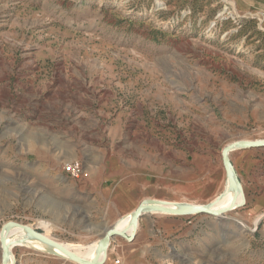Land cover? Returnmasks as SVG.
Segmentation results:
<instances>
[{
	"label": "rangeland",
	"instance_id": "rangeland-1",
	"mask_svg": "<svg viewBox=\"0 0 264 264\" xmlns=\"http://www.w3.org/2000/svg\"><path fill=\"white\" fill-rule=\"evenodd\" d=\"M200 123L264 139V0H0V264L10 223L87 258L127 215L113 222L108 207L103 219L66 205L65 165L83 162L81 185L97 154L111 156L117 130L124 141L130 130ZM232 161L248 175L246 158ZM225 179L215 209L230 195ZM243 188L245 204L226 219L184 221V235L162 232L150 214L163 212L148 211L143 231L114 239L104 264H264V180ZM11 251L16 264H79Z\"/></svg>",
	"mask_w": 264,
	"mask_h": 264
},
{
	"label": "crops",
	"instance_id": "crops-1",
	"mask_svg": "<svg viewBox=\"0 0 264 264\" xmlns=\"http://www.w3.org/2000/svg\"><path fill=\"white\" fill-rule=\"evenodd\" d=\"M85 111L86 108L83 110L84 116L87 115ZM202 124L192 132L167 129L130 130L126 131L124 141V133L117 130L115 138L118 140L111 156L102 158L101 152L97 154V159L94 158L89 167L90 177L80 183L81 185L74 184L81 181H67L64 191L66 205L72 206L77 202L80 206L75 208L84 213L97 211L99 218L103 219L106 218L108 207L109 221L114 222L134 212L145 201L203 205L200 201L205 195L209 201L205 204L211 203L218 198V190L225 176L228 178L223 165V150L237 141L259 140H232L233 138L229 137L232 133L226 131L225 127L213 129L211 125L204 123L205 127L210 129H202ZM235 152L240 154L242 159L246 158L250 166L248 175L237 174L242 187L244 179L262 182L264 147L233 150L230 159L234 170L232 155ZM150 215L156 217V224L162 232L170 234L176 227V232L183 235L184 221H193L197 216L168 213ZM143 229L144 223L140 219L137 234Z\"/></svg>",
	"mask_w": 264,
	"mask_h": 264
},
{
	"label": "water",
	"instance_id": "water-1",
	"mask_svg": "<svg viewBox=\"0 0 264 264\" xmlns=\"http://www.w3.org/2000/svg\"><path fill=\"white\" fill-rule=\"evenodd\" d=\"M264 147V139L259 141H237L235 143H232L231 145L227 146L223 150L222 158H223V165L226 170L227 177L230 181V188L234 190L237 194L238 190H241L243 192L242 184L237 176L236 171L234 170V167L232 165L231 159H230V153L237 149V148H262ZM224 193L221 194L218 198H216L214 201H212L210 204H203V205H195V204H178L176 205V208L169 207V203L160 201V200H151V201H145L142 203L135 211H134V233L131 235H128L124 231L118 230L115 226L110 228L106 234L100 239L99 246L97 249V255L93 260H88L85 258L80 257L79 255L67 250L63 245L55 243L51 239L47 238L42 233L24 226L19 225L16 223H10L8 224L2 233V249H3V263H6L9 255V249L8 245L6 243L5 239V232L11 231L14 227H20L23 229L28 230L33 236L38 237L42 240H45L47 242L53 243L57 245L61 250L66 252L71 259L79 264H104V260H100V257L102 254H105V256L108 255L109 247L111 246V243L116 238H122L126 240L127 242L131 243L135 240V237L137 235L138 226H139V220L144 216V211L146 208H150L152 210L161 211L163 213L173 214V215H207V216H221L224 213H227L229 211H234V209H238L239 207L236 206V199L237 195L235 196L232 204L225 208V209H215L214 205L218 203L221 198L223 197Z\"/></svg>",
	"mask_w": 264,
	"mask_h": 264
},
{
	"label": "bare ground",
	"instance_id": "bare-ground-1",
	"mask_svg": "<svg viewBox=\"0 0 264 264\" xmlns=\"http://www.w3.org/2000/svg\"><path fill=\"white\" fill-rule=\"evenodd\" d=\"M238 191H241V190H238ZM235 195H236V192L234 190L230 189V195L228 197H226L225 201L223 202V204L221 206H219L218 209H225V208L229 207L232 204L233 201H231V200L234 198ZM242 195H243V200H242L241 203H239L238 205H236L237 207L242 206L246 202L245 201V194H244V192H242ZM222 198H221V200H222ZM218 203H216V204H218ZM169 207L176 208V204H174V203L169 204ZM148 211H151L152 212V209L146 208L145 211H144V215ZM215 217L216 218L221 217L222 219H226L227 218V216H226L225 213L222 214L221 216H215ZM221 223H222V221L221 222H215V223L212 224V227L213 228L221 227L222 226ZM115 227L118 230H120V231H124L125 233H126V230H127L128 231V233H127L128 235H131L132 233H134V230H135L134 229V212L131 213V216L130 215H127L125 217V219L122 220ZM45 236L47 238L51 239L49 236H47V235H45ZM5 239H6V243L8 245V249H9L8 259H7V261H6L5 264H16L15 255H14L13 251H11L15 247H26V248H31V249H34V250H42L43 252H45L47 254H53L55 256H58L60 258L65 259V260H71V261H73L71 259V257L66 252H64L63 250H61L57 245H55L53 243H50V242H47L45 240H42V239H40L38 237H35L28 230L23 229V228H20V227H14L11 231H6L5 232ZM98 246H99V244H98ZM96 255H97V250H92L91 253H90V255H88V257L85 258V259L93 260L96 257ZM102 256H103V254L100 257V260L101 261H102Z\"/></svg>",
	"mask_w": 264,
	"mask_h": 264
},
{
	"label": "built area",
	"instance_id": "built-area-1",
	"mask_svg": "<svg viewBox=\"0 0 264 264\" xmlns=\"http://www.w3.org/2000/svg\"><path fill=\"white\" fill-rule=\"evenodd\" d=\"M64 172L70 179L80 181L84 177V165L79 160H73L64 167ZM113 264H121L119 259L115 260Z\"/></svg>",
	"mask_w": 264,
	"mask_h": 264
}]
</instances>
